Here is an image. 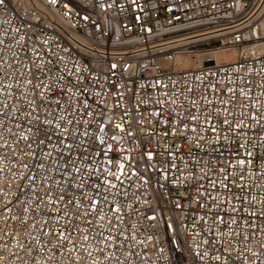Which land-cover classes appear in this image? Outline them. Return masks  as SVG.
I'll return each instance as SVG.
<instances>
[{"label":"built area","instance_id":"obj_1","mask_svg":"<svg viewBox=\"0 0 264 264\" xmlns=\"http://www.w3.org/2000/svg\"><path fill=\"white\" fill-rule=\"evenodd\" d=\"M263 16L264 0H6L0 6V145H7L0 147V264H216L221 253L220 264L229 253V264H264ZM205 45L235 52V59L187 67L186 59ZM70 116L81 121L78 131L87 120L104 140L73 141L69 133L65 141L83 139L78 151L96 156L72 153L89 185L82 192L92 194L97 176L116 185L100 187L103 211L82 218L74 216V205L55 199L48 205L37 186L51 177L55 196L70 179L54 150L62 147L58 124L77 130L66 124ZM37 117L51 144L38 147ZM245 150L255 157L250 169L235 166L238 157L247 159ZM104 151L117 164L129 158L123 185L104 171L105 157L97 154ZM29 152L51 153L44 161L50 171L38 170L33 186L43 203L22 180L32 174L25 162L35 168ZM57 233L76 248L58 242Z\"/></svg>","mask_w":264,"mask_h":264},{"label":"snow or ice","instance_id":"obj_2","mask_svg":"<svg viewBox=\"0 0 264 264\" xmlns=\"http://www.w3.org/2000/svg\"><path fill=\"white\" fill-rule=\"evenodd\" d=\"M48 2L54 4V3H56V0H48ZM5 4H6V0H0V6H3ZM111 67H112V69H115L116 65L112 64ZM29 83H31V82L29 81ZM243 94L244 93L242 91L241 95H243ZM99 95L100 94L97 93V96H99ZM173 103H175V101H173ZM191 103L194 105L196 102L192 101ZM59 106H60V102L57 101V107H59ZM4 107L7 108V105H4ZM83 107L85 108L87 114H91L90 112L87 111L89 109V105L85 104ZM253 107H254V105H253ZM0 115H5V114L4 113H0ZM59 119L60 120H64V117L61 116V117H59ZM191 119H192V121L195 122L198 119V117L193 115L191 117ZM261 119H264V117H261ZM251 120L256 121L257 120V115H253L251 117ZM206 122L208 123V126L211 129V131L212 132H216V128L212 125L211 119L210 118H206ZM51 123H52L51 120H47V121L44 122V124H47V125H50ZM223 123L225 125H229L230 124L228 119H225L223 121ZM66 124L67 125H73L77 130L74 131L73 128L65 127L64 125H60V124L57 125V128L60 130V135H58L56 137V142H57V145H61L62 147H57V148L54 149L56 151V153H57L56 164L60 165L62 163L63 164L62 172L63 173H67L69 178H70L68 181H66L65 185H61L62 190L58 194H56L54 196L53 192L51 191V187H52L51 180H52V178L47 176V175H45L39 181V185H37L36 176H37L38 170L43 169L45 173L50 171V169L47 168L45 166V163H44L45 160L51 159V153L50 152L45 153L42 156H40L38 154H35V153H32V152H29L28 153L29 156L36 155V159L33 161V163L35 164V168L31 167L28 163L25 162L23 164V167L27 170V172H31L32 174L31 175H28L26 173L22 174V180H27V181L30 182L29 186H28L29 189L33 192V194H34V196L36 198L41 200L42 203L44 202L43 197H41L39 195V193L35 191V187H33L34 185H37L39 187L44 188V195L48 197L47 202H46L48 205L53 204V200L54 199L56 200L57 203H63V204H67L69 206L74 205L75 208H76V212L74 213V216L76 218H82V217H86V216H88L90 214H94L96 212H102L103 211V209L101 207V200H100V197L102 196V194L100 192V187H102L104 185H109L110 187L115 188L116 185H114V184L110 185V182H109L108 178H105L103 180V183L101 184L100 177L97 176L96 177V184L92 186L93 187L92 194L89 195L86 192H82V189L89 187V185L85 184L84 180H83V177H80L78 175V173L81 171V169L77 168L76 167V161L72 160V153L74 151H76L78 157L82 156L85 159H87L89 156H91V158L93 160L96 159V156L93 155L91 152H89L87 149H85V151H83V152L78 151V149L85 147L83 139L80 140L79 144H77L75 142L66 143L65 141L67 140L69 133H71L73 141L76 140L77 136L84 137V138H93V137L96 138V139H101V138L95 136V131L90 132L88 130L89 128H91V124L87 120L83 121V124L85 125V128H84V130L82 132L78 131L79 126L81 124V121L74 120L70 116L69 119L66 121ZM19 126L20 125L17 124V127H19ZM242 126H244L243 122L235 125L236 129H239ZM115 127L117 129H119L121 132L124 131V127L121 124H117ZM99 131L101 133L105 132L104 126L102 124L100 126ZM192 131L196 132L197 129L193 128ZM174 134H175V130H174ZM129 135H131V133H129ZM20 138H22L25 141H28L30 139V137L27 136V135H24V136H22ZM0 139H3V137H0ZM111 139L113 141H115L116 137L112 136ZM200 139H201V141H203L204 137H201ZM35 140H36V143H37L38 147H42L43 145H45V143L51 144V133L39 121V117H37V120H36ZM262 140H264V136H262ZM89 143L93 146V149H94L95 140L94 139H90ZM103 143H104V140L101 139V144H103ZM0 147H7V145L6 144L5 145H0ZM31 147H32V145L30 143L28 145V148L31 149ZM109 147L111 148L113 146L109 145ZM65 151H67V153H68L67 156L64 155ZM190 153H191V148L189 149V154ZM97 154L103 155L105 157L104 164L106 166L104 168V171L108 172V175L110 177L114 178L121 185H123V180L121 179V177H126V164L123 161H127L129 158L127 156H123L121 158L122 162L117 164L115 161L112 160L111 157L108 156L107 151H104V152H101V153H97ZM245 154H246L247 159L238 157L236 165H235L236 167H239L240 169H245V168L250 169L251 168V166H252V164H253V162L255 160L254 154L252 152L247 151V150H245ZM13 155H15V152H13ZM169 155H173V153L170 152ZM147 157H148V161L151 162L152 159H153L152 152H148L147 153ZM259 160H260V164L262 166V170L260 171L259 174L261 176H264V148L261 149V153L259 155ZM69 164H71V167H68ZM107 165H111V167L115 168L116 171L115 172L110 171L109 168L107 167ZM229 166H232V165L230 164ZM173 167H175L174 164H173ZM127 169L128 170L131 169V165L130 164L127 165ZM0 171H2V169H0ZM135 174L136 173L133 172V175H135ZM88 175L91 178V175H92L91 172H89ZM100 175H103V173H101ZM64 179H65L64 176L61 175V180H64ZM225 179H227V177H225ZM76 180H79L80 182L78 184H74V182ZM45 181H48V187H44L45 186ZM97 185H99V186H97ZM225 187H227V185H225ZM70 190L73 193H80V195H75V194L69 195L68 193H69ZM240 190L244 191L243 185L240 186ZM17 200H19V196H17ZM103 202H107L106 201V197L103 198ZM243 203L247 204L248 201L245 200V201H243ZM84 204H86V208H85V211L83 213H81L80 212V207H81V205H84ZM262 204H264V202H262ZM89 209L91 210V212H89ZM27 211H28V209L24 208V212L27 213ZM112 211L113 212H118L119 209L118 208H113ZM251 215L255 216L256 213L253 212V213H251ZM260 215L264 216V206L261 207ZM65 217L67 218V211H65ZM103 218L104 217L101 216V219H103ZM150 219H155V217L154 216L150 217ZM218 220H219V223H223V218L222 217H219ZM73 223H74V226H75V221H73ZM88 223L92 224V223H94V221L90 220V221H88ZM235 223H236V221L234 220L233 224H235ZM168 227H171V225H169ZM262 230H264V229H262ZM44 235L47 236V235H49V233H44ZM57 235H58V242L64 241L67 244L72 245L73 248H76V241L70 239L68 236L63 235V233H57ZM82 239H83V241H88L89 237H88V235L85 234V235H83ZM209 243H211V242H209ZM60 246H61V248H63L64 244L61 243ZM262 247H264V245H262ZM53 250H55V249H53ZM88 255L91 256L92 253L89 251ZM253 255H255V253H253ZM222 256H224L223 253H221V255L215 256L216 264H220V262L222 260ZM231 259H232L231 258V254L229 253L227 256L224 257L223 264H229V261H231ZM94 264H95V262H94Z\"/></svg>","mask_w":264,"mask_h":264},{"label":"bare ground","instance_id":"obj_3","mask_svg":"<svg viewBox=\"0 0 264 264\" xmlns=\"http://www.w3.org/2000/svg\"><path fill=\"white\" fill-rule=\"evenodd\" d=\"M260 22V28H261V33L260 38L264 39V16L259 20ZM261 52L264 53V48L261 49ZM220 52H210L208 56L205 57V59L203 60V62H201L200 65H207V64H212L213 62H218V63H224V62H231L235 59L236 53L235 52H231V53H227L224 54L222 57H219ZM222 58V59H221ZM180 59V57L178 58V60ZM181 61V60H179ZM194 67H199V65L194 66Z\"/></svg>","mask_w":264,"mask_h":264},{"label":"rangeland","instance_id":"obj_4","mask_svg":"<svg viewBox=\"0 0 264 264\" xmlns=\"http://www.w3.org/2000/svg\"><path fill=\"white\" fill-rule=\"evenodd\" d=\"M245 1H247V0H245ZM213 50H216V49H213L212 46H210V45L203 46L202 49L199 50V56L186 59L187 64H185V65L187 67H194L196 65H200L201 62H203V60L205 59V57L209 55L210 51H213ZM229 53H231V52H229ZM206 54H208V55H206ZM224 54H227V53H224ZM224 54L220 53L219 57H222ZM179 60L182 61L181 58Z\"/></svg>","mask_w":264,"mask_h":264}]
</instances>
